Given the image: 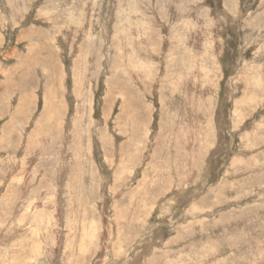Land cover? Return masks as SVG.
Listing matches in <instances>:
<instances>
[{"label":"rangeland","instance_id":"obj_1","mask_svg":"<svg viewBox=\"0 0 264 264\" xmlns=\"http://www.w3.org/2000/svg\"><path fill=\"white\" fill-rule=\"evenodd\" d=\"M0 264H264V0H0Z\"/></svg>","mask_w":264,"mask_h":264},{"label":"bare ground","instance_id":"obj_2","mask_svg":"<svg viewBox=\"0 0 264 264\" xmlns=\"http://www.w3.org/2000/svg\"><path fill=\"white\" fill-rule=\"evenodd\" d=\"M122 42V41H121ZM102 43V42H101ZM180 46V45H179ZM125 49V48H124ZM123 52H124V50H123ZM107 53V52H106ZM137 53V52H136ZM113 56V55H112ZM123 60V59H122ZM131 172V171H130ZM179 226V225H178Z\"/></svg>","mask_w":264,"mask_h":264}]
</instances>
